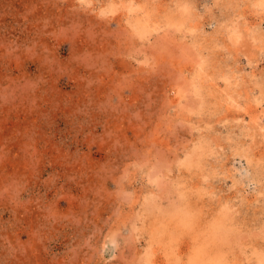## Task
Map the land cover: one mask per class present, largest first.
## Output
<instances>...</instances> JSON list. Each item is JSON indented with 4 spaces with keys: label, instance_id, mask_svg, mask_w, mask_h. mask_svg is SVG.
I'll return each mask as SVG.
<instances>
[{
    "label": "rangeland",
    "instance_id": "obj_1",
    "mask_svg": "<svg viewBox=\"0 0 264 264\" xmlns=\"http://www.w3.org/2000/svg\"><path fill=\"white\" fill-rule=\"evenodd\" d=\"M0 264H264V0H0Z\"/></svg>",
    "mask_w": 264,
    "mask_h": 264
}]
</instances>
